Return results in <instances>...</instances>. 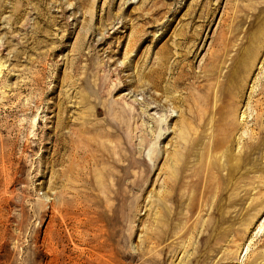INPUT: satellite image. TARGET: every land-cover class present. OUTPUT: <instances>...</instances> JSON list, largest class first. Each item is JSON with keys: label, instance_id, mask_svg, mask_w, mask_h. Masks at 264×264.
<instances>
[{"label": "rangeland", "instance_id": "rangeland-1", "mask_svg": "<svg viewBox=\"0 0 264 264\" xmlns=\"http://www.w3.org/2000/svg\"><path fill=\"white\" fill-rule=\"evenodd\" d=\"M0 264H264V0H0Z\"/></svg>", "mask_w": 264, "mask_h": 264}, {"label": "bare ground", "instance_id": "bare-ground-1", "mask_svg": "<svg viewBox=\"0 0 264 264\" xmlns=\"http://www.w3.org/2000/svg\"><path fill=\"white\" fill-rule=\"evenodd\" d=\"M241 61H242V64L243 65H245L244 67L246 68V67H248V64H249V61H248V59L247 58H242L241 59ZM160 67L159 68H155L154 70H153V72L152 73H150V77L151 76H153V82H154V84H155V86H158V80H159V73L160 72H162V70L164 69V66H165V64H162V65H159ZM202 73H203V71H202ZM247 77V75H246V73H242L241 74V76H238L237 75V78H236V80L237 81H235V83L237 84V82H239V81H241L242 79L244 80V78H246ZM206 78H207V75H199V79L201 80V84L202 83H204L205 81H206ZM181 80H183V75L182 74H180L179 75V77H178V79H177V82H179V83H181L180 81ZM234 83V84H235ZM202 87V86H201ZM201 89V88H200ZM201 92H202V89H201ZM217 99H218V97H217ZM217 101V100H216ZM159 107H161V105L160 104H158V103H156V102H152V103H150L149 104V109L150 110H157V109H159ZM224 112V110L220 107L217 111H216V113L214 112V113H212V121L210 122V123H212V126H211V129L212 130H214V128H215V125H214V123H215V117H216V115L218 114V113H223ZM161 123H162V120H161ZM160 124V123H159ZM215 131L216 130H214L213 132H212V134L210 135V139L212 140V144H211V148H209V151H208V157L210 156V155H212V151L211 150H213L214 151V148L215 149H219V148H221V147H223L224 146V143H225V141H226V137H225V135L223 136V135H219V136H216L215 135ZM204 132V131H203ZM202 132V133H203ZM205 143V142H204ZM246 144H247V146L250 144V142H248V140H247V142H246ZM249 147V146H248ZM205 150V148H203V151ZM211 151V152H210ZM220 158H219V161H218V163H219V165L222 167V168H224L225 169V166H224V163H227L228 164V166H229V168L231 169V170H233L234 171V163H237V162H239L240 160H241V156H236L235 158H231V154L229 153V148H226L225 150H223V151H221L220 153ZM218 155V154H217ZM212 157V156H211ZM221 159H224V162L222 163L221 162ZM213 163V162H212ZM212 163H209L208 165H207V169H209L210 168V165L212 164ZM224 169H221V171H225ZM216 173V172H215ZM215 173L213 172L212 174L213 175H215Z\"/></svg>", "mask_w": 264, "mask_h": 264}]
</instances>
